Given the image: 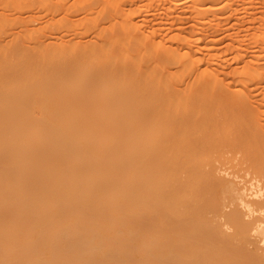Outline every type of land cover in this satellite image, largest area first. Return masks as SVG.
<instances>
[{"label": "bare ground", "instance_id": "bare-ground-1", "mask_svg": "<svg viewBox=\"0 0 264 264\" xmlns=\"http://www.w3.org/2000/svg\"><path fill=\"white\" fill-rule=\"evenodd\" d=\"M0 264H264V0H0Z\"/></svg>", "mask_w": 264, "mask_h": 264}]
</instances>
